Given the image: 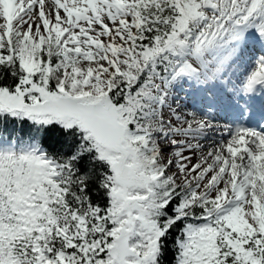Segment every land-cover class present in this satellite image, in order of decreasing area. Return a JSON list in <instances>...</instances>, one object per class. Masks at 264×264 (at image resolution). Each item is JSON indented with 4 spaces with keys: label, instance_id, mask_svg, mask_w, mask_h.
<instances>
[{
    "label": "snow or ice",
    "instance_id": "snow-or-ice-1",
    "mask_svg": "<svg viewBox=\"0 0 264 264\" xmlns=\"http://www.w3.org/2000/svg\"><path fill=\"white\" fill-rule=\"evenodd\" d=\"M257 94L264 0H0V264H264Z\"/></svg>",
    "mask_w": 264,
    "mask_h": 264
},
{
    "label": "bare ground",
    "instance_id": "bare-ground-1",
    "mask_svg": "<svg viewBox=\"0 0 264 264\" xmlns=\"http://www.w3.org/2000/svg\"><path fill=\"white\" fill-rule=\"evenodd\" d=\"M181 95H183V94H181Z\"/></svg>",
    "mask_w": 264,
    "mask_h": 264
}]
</instances>
